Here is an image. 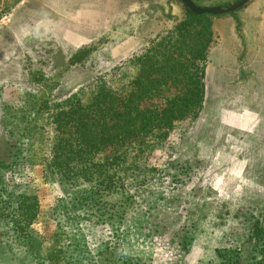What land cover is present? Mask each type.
Segmentation results:
<instances>
[{"label":"rangeland","instance_id":"obj_1","mask_svg":"<svg viewBox=\"0 0 264 264\" xmlns=\"http://www.w3.org/2000/svg\"><path fill=\"white\" fill-rule=\"evenodd\" d=\"M149 1L144 11L150 21L139 28L144 40L163 23L155 18L157 9H163V20H173L182 7L178 0ZM196 1L203 8L238 3ZM120 3L0 0V169L9 165V187L38 202L31 227L37 250L33 254L13 239L11 225L2 220L0 264H51L45 260L52 249L60 255L82 248V264H217V250H240L243 259L251 253L243 214L255 211L264 221V49L255 44L264 42V0H251L210 27L207 84L212 93L220 91V106L254 114L251 133L230 130L206 111L177 123L164 140L150 139L141 151L134 146L103 151L85 173L49 166L57 142L52 122L57 96L79 94L88 101L98 77L128 59L111 54L119 34L101 32L75 49L55 33L53 19L68 23L87 7L112 17L120 7L134 8L129 10L138 15L135 2ZM247 20L258 28L245 47ZM79 54V62L70 65ZM216 75L219 80L212 81ZM104 79L115 89L122 85L118 75ZM151 101L144 105H163L161 99ZM240 165L242 175H228L241 174Z\"/></svg>","mask_w":264,"mask_h":264},{"label":"trees","instance_id":"obj_2","mask_svg":"<svg viewBox=\"0 0 264 264\" xmlns=\"http://www.w3.org/2000/svg\"><path fill=\"white\" fill-rule=\"evenodd\" d=\"M191 1L201 7L196 0ZM183 11L181 23L154 39L140 54L98 77V85L88 101L79 94L63 99L57 96L59 99L52 103L57 142L52 147L49 166L59 173L76 170L85 173L91 166H97L93 158L107 149L134 146L141 151L150 139L153 144L164 140L177 123L199 117L205 101L203 79L207 49L212 42L210 27L212 19L217 17L197 16L185 8ZM75 56L69 59L70 65L79 62L80 54ZM131 69L133 74L126 76L124 73L129 74ZM117 75L122 77V85L115 89L104 78ZM155 99H161L162 107L144 105ZM8 166L0 169V221L7 220L13 239L27 244L34 254L38 240L31 227L38 202L18 188L9 187ZM243 217L247 224V243L251 246L249 257L243 259L240 250H217V264H264V221L255 211ZM81 250L76 248L59 255L60 249H52L46 252L44 260L51 264H82Z\"/></svg>","mask_w":264,"mask_h":264},{"label":"crops","instance_id":"obj_3","mask_svg":"<svg viewBox=\"0 0 264 264\" xmlns=\"http://www.w3.org/2000/svg\"><path fill=\"white\" fill-rule=\"evenodd\" d=\"M87 1H94V0H87ZM120 1H121L120 4L122 3L125 4L127 3L128 0H120ZM130 1L135 2V9L137 8L140 10L138 15L136 13L132 14L131 12L133 11L129 10L134 8L128 9L127 7H120L119 9H117V12L113 16L116 18L115 23H113L114 19L112 17V14L108 13L106 10L94 9V7L79 8L69 17L68 23L67 22L63 23L61 19H57L58 17L53 19V27L55 33L57 35L59 34V36L63 41H65L67 44H69L75 49L77 48L80 49L82 47L91 44L93 42V39L97 36V34L101 32L109 31V33L112 34L117 33L120 35L119 38L120 41L117 43L116 46H114L111 54L113 57L129 58L135 54H140L143 50L147 49L150 46L151 42L154 39H156L157 37L159 39L160 37L164 36L168 31H170L171 29H173L175 26H177L179 23L183 21V17H184L183 6L181 8L179 7L176 8L177 11L176 17L173 18V20H163V18L160 16V13L164 11L163 9L159 8L157 9V14H159V17L155 15V18H157L158 21L159 19H161L160 21L163 23L161 24V27L157 28L156 31L152 30V35H150L149 32L147 34L149 38H147V40H144L143 39L144 37L142 36L143 37L142 38L139 35L140 33L139 28L143 27L145 24L148 23V21H150V18L146 15L147 14L146 11H144V7L147 6L148 2L150 3V1L149 0H130ZM20 5H22L21 2H19L15 7H19ZM141 12H142V16H140ZM216 19L225 20L224 16H222V17L213 18L212 21H215ZM250 22L249 20H247L242 28L243 33L245 35V41L242 44L245 47L250 41V39L253 37V34H255V32H252L251 30L252 29L257 30L258 28L256 26L252 27L250 25ZM256 32L258 33V31ZM255 44L256 46L259 47L260 50L264 49V42L255 43ZM250 45L253 46V44ZM210 46L211 45H209V48L207 49V63H206L205 74L203 79L204 88H205V101L200 115L201 116L204 114L207 115L206 111H210L212 113L211 118L215 119L217 123L219 121L222 125H224L226 128H229L230 130L235 129L238 131H246L248 132L247 134H249L252 132L251 130L253 128L254 129L256 128L255 126L257 123V119L254 116V114L249 112H243V114L239 115L238 113L241 112H237L236 110H232L231 108H226L225 106H220V103L222 102V101L219 102V96H221L220 91L218 92L217 90H213V93L215 92L213 94L212 90L210 89V86L207 84L209 80L207 73V68H208L207 64H208V55H209ZM224 48L225 47L223 46L222 49ZM215 80L218 81L219 76L216 75V77L212 79V81ZM217 97L218 99L216 100ZM236 161L241 162L243 160L237 159ZM216 162H218L217 159ZM217 167H219V164L216 163V166L214 164L212 166V169L211 168L210 169L212 171H217L216 169ZM238 167L241 169V174H239L238 172H230L228 173V175L236 178H238L239 175H242L243 167H241V165Z\"/></svg>","mask_w":264,"mask_h":264},{"label":"water","instance_id":"obj_4","mask_svg":"<svg viewBox=\"0 0 264 264\" xmlns=\"http://www.w3.org/2000/svg\"><path fill=\"white\" fill-rule=\"evenodd\" d=\"M181 5L190 11L192 14L197 16H213V17H222L225 15H231L245 6L251 1V0H241L238 3H235L231 5L228 8H220V7H209V8H202L197 5H195L191 0H178Z\"/></svg>","mask_w":264,"mask_h":264}]
</instances>
